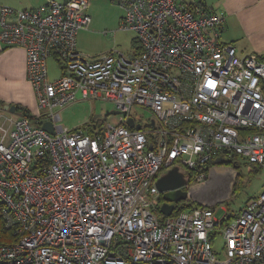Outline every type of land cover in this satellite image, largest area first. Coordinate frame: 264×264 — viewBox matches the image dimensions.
Returning a JSON list of instances; mask_svg holds the SVG:
<instances>
[{"label": "built area", "instance_id": "2783aa9c", "mask_svg": "<svg viewBox=\"0 0 264 264\" xmlns=\"http://www.w3.org/2000/svg\"><path fill=\"white\" fill-rule=\"evenodd\" d=\"M119 3L136 49L91 60L77 45L92 22L90 0L0 5V39L25 49L40 110L33 120L0 106L1 210L17 236L0 244V264H264V183L238 213L225 204L175 213L176 203L169 216L157 184L180 166L187 181L178 188L188 189L217 158L264 167V56L225 42L226 13L203 1ZM50 58L61 69L55 80ZM78 94L113 103L116 120L100 129L57 124L56 109ZM133 106L150 121H137Z\"/></svg>", "mask_w": 264, "mask_h": 264}, {"label": "rangeland", "instance_id": "374dc122", "mask_svg": "<svg viewBox=\"0 0 264 264\" xmlns=\"http://www.w3.org/2000/svg\"><path fill=\"white\" fill-rule=\"evenodd\" d=\"M43 1L24 0L25 3H36L34 7L40 6ZM88 11L93 18V22H91L89 28L80 30L77 36L78 49L85 57L98 56L114 49L121 50L127 54L135 51V32L131 29L120 28L125 9L120 5L119 0H90ZM240 35L241 25L237 22L236 16L231 17V25L223 33L222 39L227 42L234 41L236 44L238 42L243 43L245 39H240ZM48 69L50 80H55L61 75L60 65L53 58L48 60ZM114 109L115 106L111 102L84 99L78 94L75 101L56 109L60 115L57 124L68 130L80 127L85 128L88 124L93 123L97 125L96 129L105 128L109 121H114L117 118L115 114L111 113ZM131 114L137 121H141L144 124L152 118L151 113L141 106H133ZM237 162L240 165L243 180L236 188L237 194L235 199H233L234 201L226 205L228 210L233 213L238 212L248 198L258 196L264 183L263 166H255L242 156L237 157ZM186 181L187 172L180 166L165 168L157 178V184L161 190L177 188ZM222 204L224 205L225 203ZM224 213L221 207L216 209L218 218L222 217ZM222 245L223 239L218 235L215 248L220 249Z\"/></svg>", "mask_w": 264, "mask_h": 264}, {"label": "crops", "instance_id": "0c3cea01", "mask_svg": "<svg viewBox=\"0 0 264 264\" xmlns=\"http://www.w3.org/2000/svg\"><path fill=\"white\" fill-rule=\"evenodd\" d=\"M47 1L44 0L41 5L46 4ZM203 2L214 10H222L226 13L222 38L223 33L231 25V17H237V22L241 25L239 38L245 41L238 44L234 41L231 43L236 46L239 54L256 53L264 56V0H203ZM0 5L27 9L34 7L36 3H25L24 0H0ZM95 57L86 58L91 60ZM3 104H15L21 108L20 113L25 110L33 117L39 114L36 94L28 78L25 49L20 46L6 47L0 39V106L3 107ZM89 125L86 128L90 127Z\"/></svg>", "mask_w": 264, "mask_h": 264}, {"label": "water", "instance_id": "95a60500", "mask_svg": "<svg viewBox=\"0 0 264 264\" xmlns=\"http://www.w3.org/2000/svg\"><path fill=\"white\" fill-rule=\"evenodd\" d=\"M3 108L11 113L17 111L15 104H3ZM111 113H117L112 110ZM128 124L134 126L132 117L128 119ZM140 128V125H136ZM42 128L51 134H55L54 124L52 121H44ZM240 175V171L231 165L226 164L224 158H217L216 164L210 168L208 178L204 182L192 185L188 189L171 188L161 190L163 192L164 202L161 211L164 215H171L175 209L176 203L190 198L206 207H213L229 200L233 193V187Z\"/></svg>", "mask_w": 264, "mask_h": 264}, {"label": "trees", "instance_id": "16d2710c", "mask_svg": "<svg viewBox=\"0 0 264 264\" xmlns=\"http://www.w3.org/2000/svg\"><path fill=\"white\" fill-rule=\"evenodd\" d=\"M200 1H203V0H200ZM135 42H136V38H135ZM20 110H21V108L19 106H17V111L20 112ZM21 112H22V114L29 116L31 119L37 120V116H34V117L30 116V115L27 114V111H25V110L21 111ZM41 124H42V120H39L38 121V125H41ZM233 161L234 160H230L229 163L230 164H234ZM234 166L240 171V175L237 178V181H236V183H235V185L233 187L232 196H231L230 200H227L226 202H224L225 205H227L229 202H233L234 201L233 199H235V196L237 194L236 193V188H237L238 184L241 183V181L243 180V174H242V172L240 170V165H238V163H235ZM254 168H256V167H254ZM240 191H241V189H240ZM159 200L161 202L164 201L162 195L159 197ZM196 206H203V205H201V204H199L197 202H194L190 198H188L186 200L177 202L175 213H178V212H180L182 210H185L187 208H192V207H196ZM16 239H17V236L14 233V230L12 228L7 227V225H6V221H5L4 216L2 214L1 202H0V244H9V243L14 242Z\"/></svg>", "mask_w": 264, "mask_h": 264}]
</instances>
